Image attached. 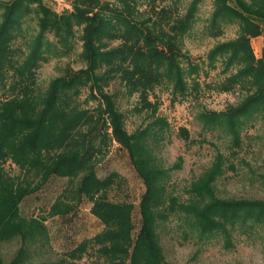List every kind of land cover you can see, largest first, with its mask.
<instances>
[{"label": "trees", "instance_id": "1", "mask_svg": "<svg viewBox=\"0 0 264 264\" xmlns=\"http://www.w3.org/2000/svg\"><path fill=\"white\" fill-rule=\"evenodd\" d=\"M139 1L72 0V9L58 15L43 0H0V243H18L13 256L7 261L0 258V264H74L86 250L88 243L83 241L76 249L80 255L71 251L68 257L50 258L44 221L20 214L22 200L52 176L66 179L67 184L50 205L51 215L68 214L84 199L92 203L103 229L91 241L103 264H172L165 259L160 242L161 230L171 216L181 221L185 239L192 233L198 242L220 233L226 246L232 244L234 228L243 227L249 233L257 226L264 228V199L215 195L214 182L227 168H234L226 165L221 152L190 183L186 199L170 192V170L179 167L181 159L168 168L160 162L158 148L168 136L169 123L155 114L148 94L166 82L174 99L185 97L188 78L197 88L194 76L200 65L183 50L182 38L193 27L201 0L190 1L176 16L170 7H162L145 18ZM212 7L207 25L212 35L223 24L238 23L235 38L216 43L207 53L211 67L217 60L223 62L224 70L236 66L218 90L247 86L253 91L238 105L225 111L202 110L197 119L205 128L230 135L234 147L240 144L244 122L264 114V0H212ZM33 17L38 31L32 37L25 32ZM164 19L168 30L160 25ZM75 28L81 32L84 68L67 69L41 86L37 70L48 60L45 32L71 46ZM258 35L263 36V44L256 58L250 39ZM116 39L120 43L108 47ZM101 72L115 73L127 95L137 93L135 110L150 109L151 120L129 132L117 96L105 90L108 82L97 76ZM177 134L189 139L186 127H179ZM113 141L126 149L145 185L139 203L141 223L134 235L131 203L112 201L106 195L116 174L100 177L96 172ZM7 159L19 169L18 174L5 169Z\"/></svg>", "mask_w": 264, "mask_h": 264}, {"label": "rangeland", "instance_id": "2", "mask_svg": "<svg viewBox=\"0 0 264 264\" xmlns=\"http://www.w3.org/2000/svg\"><path fill=\"white\" fill-rule=\"evenodd\" d=\"M115 3L116 0H104ZM192 0H140L138 7L143 18L152 10L168 8L176 16L184 12L186 5ZM56 13L70 11L72 0H43ZM212 0H201L198 3L196 19L192 29L182 38L183 50L193 62L200 65L198 81L195 89L192 78H188L189 89L185 97L174 99L168 83L163 82L154 87L148 94L149 101L156 106V115L166 117L169 123L168 136L158 148V157L165 168L172 167L180 161V166L170 170L168 188L171 193L186 199L190 183L201 175L214 161L217 152H221L226 165L231 163L234 168L226 171L214 182L217 197L222 198H255L264 199V114H257L246 120L239 129V146H231V136L218 128L203 127L197 119L202 110L225 111L238 105L241 100L253 91L242 87L230 91H219L218 84L236 66L224 70L221 60L211 67L207 61L208 50L218 42L233 39L238 34V23L223 24L217 35H212L208 29V21L212 12ZM154 15V13H153ZM173 16V15H172ZM172 18V17H171ZM170 18V19H171ZM155 21V18H154ZM162 25L165 30L168 27ZM25 35L32 37L37 33L36 18L27 21ZM44 40L49 47L45 50L47 61L37 70L38 82L41 86L54 77L66 73L67 69L77 71L84 68L80 52L82 50L81 32L75 28L71 46L57 40L52 32H45ZM119 39L109 41L108 47L117 46ZM250 44L256 58L261 56L263 36L250 39ZM104 71V69L102 70ZM97 73L105 78V90L117 96V105L124 112L126 129L131 132L144 126L151 120V110H135L138 94L127 95L122 90L115 73ZM101 74V75H100ZM113 74V75H112ZM116 75V74H115ZM104 81L103 84L104 85ZM86 91H83L84 98ZM94 102H90L93 104ZM186 127L189 139L184 140L177 132L179 127ZM4 167L10 173L18 174L19 169L7 159ZM96 172L100 177L115 173L114 183L106 193L112 201H127L132 205V233L136 234L141 223L139 203L145 190L141 177L134 169L129 155L118 142L113 141L106 157L97 164ZM64 178L52 176L39 190L27 195L20 203V214L42 219L50 237L48 256L52 259L68 257L76 252L81 242H87L81 257L73 260L74 264H103L98 257L91 239L102 231L103 224L92 211V203L82 200L70 213L51 215L50 205L58 193L66 187ZM243 227L234 228L231 233V245L226 246L224 237L213 234L202 241H196L191 233L188 238L182 236L183 225L175 216L165 222L160 233V242L165 259L172 264H264V228L256 227L254 232H243ZM18 247L16 241L0 243V258L9 260ZM80 255L79 251L76 252ZM77 255V256H78Z\"/></svg>", "mask_w": 264, "mask_h": 264}]
</instances>
